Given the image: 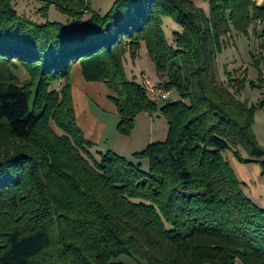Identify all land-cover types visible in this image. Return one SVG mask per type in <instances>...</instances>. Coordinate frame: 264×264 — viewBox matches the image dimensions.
<instances>
[{
	"label": "trees",
	"instance_id": "1",
	"mask_svg": "<svg viewBox=\"0 0 264 264\" xmlns=\"http://www.w3.org/2000/svg\"><path fill=\"white\" fill-rule=\"evenodd\" d=\"M37 1L77 24H37L0 0V264H264V209L224 156L242 149L264 168L256 108L240 99L264 86V4L209 0L205 13L193 0H119L79 27L88 0ZM165 20L180 30L171 42ZM233 35L257 43L256 82L217 73ZM142 48L176 101L159 106L128 78L125 60ZM76 64L114 94L121 136L160 112L166 139L96 159L77 124Z\"/></svg>",
	"mask_w": 264,
	"mask_h": 264
},
{
	"label": "rangeland",
	"instance_id": "2",
	"mask_svg": "<svg viewBox=\"0 0 264 264\" xmlns=\"http://www.w3.org/2000/svg\"><path fill=\"white\" fill-rule=\"evenodd\" d=\"M117 1L119 0H88L87 5L89 13L84 15L82 22L80 23H86V21L90 18L93 12L98 13L100 15H106L112 9L114 3ZM193 2L199 9L203 10L205 13L209 12V0H193ZM13 6L18 12L19 16L28 18L37 24H46L49 22L60 23L65 27H72L74 23V20L70 15L63 13L55 5L49 6L47 12H44L43 10L46 7V4L41 1L13 0ZM76 24L74 23V25ZM164 31L166 33L167 38L171 42L173 37V31L180 30L173 21L165 20ZM234 43L235 45L231 46L230 48L228 47L226 53H230L229 56L234 55L236 63L232 62L229 63V65L226 60L228 56H226L225 58L226 53H224L223 55L221 54L217 59L218 75H222L226 78L228 75H225L223 73L224 69H227L229 66L235 64L236 68H249L247 77L248 81L256 82L259 77V72L252 67L250 49L252 44H254V47H256L257 43L249 41L243 36L235 38ZM125 71L128 78L134 79L138 84H142L143 74L148 76L149 79L155 84L162 82L160 77H158L154 63L147 54L145 48H143V50L141 49L140 54L136 60H132L129 56L126 58ZM15 74L21 82L29 80V75L24 70L15 71ZM240 76H242V74ZM89 87L98 89L96 93L90 96L89 105L93 117L106 125L105 139H108V141L106 142L110 144L114 138H119L123 141H128L130 145L131 143L136 142L137 147H134L130 150H140L138 152H142L141 148L142 146H144V144H146V141L148 140L143 139L145 137V134L143 127L144 122L141 121L142 118H140L141 122L139 123L138 129H136L137 124H135V128L130 136H121L117 131L119 118L117 115L116 106L110 99L114 96V94L110 91L109 88H107L103 84L95 83ZM54 88L59 90L60 86L56 84L54 85ZM242 96L245 98V101L250 107L256 108L253 132L256 136V140L258 141L259 145L264 147V86L259 88H252L250 86H247L245 91L242 93ZM177 99L178 96L173 93L172 101H176ZM158 105L162 106L163 104L160 103ZM155 117L157 124L154 131L155 139L152 140H154L153 142L155 143L163 142L168 134V124L160 112L156 113ZM53 128L58 135L62 134L58 129H56V127L53 126ZM124 137L130 139H125ZM106 142L104 141V144ZM92 155L96 159H98V155L95 150H93ZM239 155L242 160H239V158L236 157L233 152H227L224 154L226 160L232 167L236 177L243 184L245 195H249L250 197H247L250 198V200H255V198H258L259 203L256 205H258L259 208L264 209V168L260 163L245 162L249 159V157L247 153L242 149L239 150ZM143 164L144 168L147 170L148 164L146 162H144ZM121 260H124L125 263H132V260L126 259V257H123Z\"/></svg>",
	"mask_w": 264,
	"mask_h": 264
},
{
	"label": "crops",
	"instance_id": "3",
	"mask_svg": "<svg viewBox=\"0 0 264 264\" xmlns=\"http://www.w3.org/2000/svg\"><path fill=\"white\" fill-rule=\"evenodd\" d=\"M255 1H256L258 6H261L264 4V0H255ZM81 22H82V20H81ZM78 26H83V24L80 23V25L78 24ZM263 28H264V24H263V26H258V31H260ZM235 38H238V37L233 35L232 39L229 40V45H228L229 48L231 46L235 45V43H234ZM228 47L226 48V50H224L222 55L224 53H226ZM142 50H143V48H142ZM229 54L230 53H228V52L225 54V58H226V56H228L226 58L227 63L228 64L232 63V62L236 63L234 55L229 56ZM248 70H249V68H245V67L236 68L235 64H233V65L229 66L227 69L225 68L223 73L225 75H231L235 79V78H242L243 76L248 77ZM241 74H242V76H240ZM158 77H160V76L158 75ZM220 78L222 81L227 80V77L225 78L222 75H220ZM71 79H72V97H73V101H74L78 127L82 131L84 138L88 142H90L94 145L95 151L103 152V153L110 151V152H113V153H115L119 156L125 157V158H130L133 154L138 153V151H140V150H130V149H133L134 147H137L136 142H133L130 145V143H128V141H123L122 139H119V138L118 139L114 138L110 144H108V142H106V141H108V139H105L106 125L103 122L96 120L93 117V114L91 112L90 105H89L90 96H92L94 93H96L98 91V89H95L93 87H89L95 83H88L84 80L83 75H82V69H81V66L79 64H76L73 66ZM160 79L162 81L165 80L164 77H160ZM97 83L103 84L100 82H96V84ZM89 84H91V85H89ZM242 93L240 94V99L242 101H245V98L242 96ZM140 118H142L141 121L144 122L143 127H144L145 137L143 139H148L146 141V144H144V146H142V148H141L143 151V149H146L149 145H152L155 143V142H153L154 140H152V139H155L154 131H155L157 123H156L155 115L141 114L137 119L136 129H138L139 123L141 122ZM125 139H130V138H125ZM104 141L106 142L105 144H104ZM247 196L250 197L249 195H247ZM252 201L255 204L259 203L258 198H255V200H252Z\"/></svg>",
	"mask_w": 264,
	"mask_h": 264
},
{
	"label": "built area",
	"instance_id": "4",
	"mask_svg": "<svg viewBox=\"0 0 264 264\" xmlns=\"http://www.w3.org/2000/svg\"><path fill=\"white\" fill-rule=\"evenodd\" d=\"M143 90L147 98L154 103H165L171 100L172 92L166 90L162 85L153 83L148 76L142 75Z\"/></svg>",
	"mask_w": 264,
	"mask_h": 264
}]
</instances>
